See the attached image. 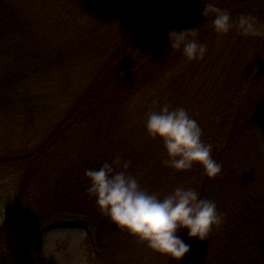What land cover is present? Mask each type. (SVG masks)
<instances>
[{
  "label": "trees",
  "instance_id": "16d2710c",
  "mask_svg": "<svg viewBox=\"0 0 264 264\" xmlns=\"http://www.w3.org/2000/svg\"><path fill=\"white\" fill-rule=\"evenodd\" d=\"M26 1L0 0L4 35L0 36V173L20 168L22 178L9 198L4 190L3 202L9 209L0 225V264H11L24 242L56 212L79 213L95 228L94 241L86 237L84 243L90 264H175V259L159 253L155 254L158 261L152 263L150 254L155 251L120 230L85 191V169L99 168L116 156L131 160L127 171L150 191L163 196L184 185L182 178H186V187L214 199L227 214L226 222L205 240L188 234L186 240L182 237L191 248L178 264H264V151L260 149L264 142V37H245L235 30L217 34L212 14H202L203 0H47L58 8L54 18L50 11L52 30L68 8L76 15H72L74 22L113 24L122 39H112L111 52L96 54L93 62L101 69L94 70L72 115L46 141L17 143L10 138L18 135L21 122L34 127V114L43 113L41 103L46 98L30 99L40 92H34L36 84L43 87L48 79L56 82L59 72L70 77L69 62L78 60L77 53L85 58L78 57L80 62L94 64L88 51L102 49L87 42L84 24L74 35L78 37L60 44L51 33L49 37L37 34L42 16L35 17L24 6ZM31 1L37 5L40 0ZM215 3L229 9L233 18L252 13L264 21V0ZM173 27H198L199 39L208 45L205 57L189 60L182 49H172L168 32ZM38 62L41 69L32 71ZM168 72L172 78L158 86ZM36 74L41 77L32 80ZM168 84L180 90L182 106L199 121L202 138L213 145V157L222 162L216 177H208L199 164L188 170L164 166L167 153L162 139L149 136L145 121L139 125L135 120L140 115L134 113L140 107L136 101H153L154 106ZM18 89L24 93L18 95ZM106 135L111 136V148L102 139ZM5 187L0 185V191Z\"/></svg>",
  "mask_w": 264,
  "mask_h": 264
},
{
  "label": "clouds",
  "instance_id": "9594fccd",
  "mask_svg": "<svg viewBox=\"0 0 264 264\" xmlns=\"http://www.w3.org/2000/svg\"><path fill=\"white\" fill-rule=\"evenodd\" d=\"M202 14H212V26L219 35L233 30L239 35L264 37V21L252 13L233 18L231 11L220 7L215 0H203ZM172 49H182L189 60L203 59L208 45L199 39L198 27H185L168 32ZM145 128L152 138L163 141L167 158L164 166L176 170L192 169L199 164L212 178L221 173L223 164L212 155L213 145L202 137L199 121L182 105L168 103L146 113ZM264 151V142L260 144ZM131 160L116 156L104 161L99 168L85 169L88 186L85 191L111 222L128 232L153 251L177 262L190 251L191 245L178 233L187 229L189 237L205 240L214 229L226 222L227 214L217 202L194 187L175 186L163 196L142 186L139 178L127 171Z\"/></svg>",
  "mask_w": 264,
  "mask_h": 264
},
{
  "label": "rangeland",
  "instance_id": "374dc122",
  "mask_svg": "<svg viewBox=\"0 0 264 264\" xmlns=\"http://www.w3.org/2000/svg\"><path fill=\"white\" fill-rule=\"evenodd\" d=\"M27 1L24 6H26L27 9H30L31 12L35 14V17H37L38 14L42 16L40 24L41 26H38L39 32L37 34L41 33L42 35L49 37L51 33V35L53 36L52 40L56 44H60L61 40H68V38H72V36L78 33V28L84 24L83 27L85 28V34L83 35L84 37H87V42L91 41L89 43H94L95 45H97V47L102 48L99 49L101 51H98L97 48L96 52L94 50L88 51L90 55L87 56L90 57V61L92 63H94L93 61L97 59V55L98 57H100L102 55L104 56V54H107V52H111V42L113 38L116 37L122 39L119 37L121 31L115 29L112 26L113 24H111V27H109L106 24L93 22L91 20H85V22L78 20L80 23H78V21L76 20V22H74L72 15H76L73 14V10L68 8H65L67 11H64V14L60 13V15L62 16L58 17V24L55 25L56 28L52 30L51 28L53 19L52 21L50 20V11H52V16L54 18L58 11V8H56L51 1L49 3L47 0H40L38 1L39 4L37 5L31 0L28 1V3ZM116 30L119 31V34L117 33L118 36H116ZM0 36L2 37L4 35L0 32ZM89 49L90 48H88V50ZM79 52L85 51L80 50ZM77 54L78 60L75 59L72 64L69 62V67L72 69V75H70V77L67 78L66 75H64L62 72H59L56 77V82H52L48 79L50 78V73H48V81H45V83H43L46 84L45 86L42 87V85L39 86L36 84L38 88L34 89L35 85L32 87L35 90V93H37L38 90L40 92L30 95V99L37 96H39V100L46 98L44 99L45 102L41 103L43 109L40 112L43 113L34 114L37 116L36 119L32 120L33 125H35L34 127H29L26 120H23L18 130V135L16 136L15 133L11 136V142L18 141L17 143H23L28 141L29 139L30 144H39L41 143V141L44 142L47 140L46 138L52 135L53 130H55L63 123V119L65 120L68 118V115H72L74 104L77 100L79 101L81 99L82 94L84 93L85 86H87L89 81L94 78V70L98 68V72L99 69H101L99 63L91 64L89 61L80 62L79 58L84 60L85 58L81 57L80 53ZM25 55L28 59L30 58L28 52H25ZM21 59H24L26 62L28 60H26L25 58ZM96 65H98L99 67H97ZM40 67L41 64H39L38 62L36 65H33L31 69L32 71H38L41 69ZM227 70H230V68H228ZM78 72L80 73L77 74ZM40 77V74H36L31 79L36 81V79ZM171 78V73L168 72L167 74H165V77H163L161 81L157 83L158 86L164 81L168 82ZM38 84H41V82ZM17 87L19 86L16 84L15 88ZM163 91L164 93L161 92L159 94L163 93L164 96L158 98L154 106L153 101H151L150 103H148V100L142 101L138 99L136 101L140 105V107L136 106L137 110H134L135 116L140 114L137 119H135L136 121H140L138 123L139 125L143 121H145L146 113L151 109H158L160 105L164 103H168L171 107L182 105L181 93L179 89L173 86L169 87L168 84V87H165ZM43 92H51L52 94L45 95L43 94ZM16 93L18 95H22L24 91L18 89ZM146 99H148V96ZM31 101L32 100H30V102ZM142 102L145 103L142 104ZM146 107H148L149 110H147ZM210 107H212V105ZM124 113H126V111ZM15 121L16 120L12 122L14 127H17V122ZM79 127L80 125L77 126V128ZM102 139L111 148V136L106 135L103 136ZM1 150L2 148H0V152H2ZM19 169L20 168H11L0 173V185L6 186L5 188H2V191H0V225L5 218L6 210L9 209L8 206H5L3 197L6 194L8 198L12 196V193L16 192V190L18 189V185L22 181V178L20 177L21 172L19 171ZM3 177L6 184H4L3 182ZM182 181L185 186L189 185L186 181V178H182ZM4 190L6 191V194L4 193ZM178 234L184 238L187 237L186 229H181ZM86 237L94 241L95 228L81 214L71 212L53 213L44 221L42 227L38 230V232H36L33 236H31V238L24 242V244L18 251L17 257L11 260V264H90L88 263L86 256L84 255V243ZM155 254H157V252L150 254L152 263L158 261ZM179 262L175 260V264H178Z\"/></svg>",
  "mask_w": 264,
  "mask_h": 264
}]
</instances>
